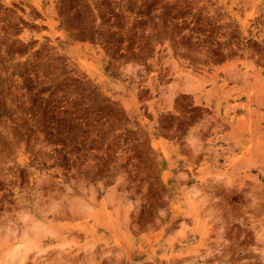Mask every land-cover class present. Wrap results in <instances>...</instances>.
Returning a JSON list of instances; mask_svg holds the SVG:
<instances>
[{
  "label": "rangeland",
  "instance_id": "374dc122",
  "mask_svg": "<svg viewBox=\"0 0 264 264\" xmlns=\"http://www.w3.org/2000/svg\"><path fill=\"white\" fill-rule=\"evenodd\" d=\"M64 16L86 51L106 26L113 87L49 41ZM196 71L172 118L107 103ZM263 230L264 0H0V264H264Z\"/></svg>",
  "mask_w": 264,
  "mask_h": 264
},
{
  "label": "crops",
  "instance_id": "0c3cea01",
  "mask_svg": "<svg viewBox=\"0 0 264 264\" xmlns=\"http://www.w3.org/2000/svg\"><path fill=\"white\" fill-rule=\"evenodd\" d=\"M88 5L90 8L94 9V6L96 4L90 2ZM70 22V18L66 16L60 17L56 22V26L51 31L49 30L51 36L49 41L55 43L59 48L63 50V53L65 55L69 56L71 60H74L76 63L75 66L79 67V69L81 68V65L78 64L79 60H85L86 62L91 63L92 79L88 83L96 87V89L104 87L101 85V83H105L108 89L113 87V81L109 78V74H111L113 71L112 69L107 70L106 72L107 81H99L100 75L104 73L102 70L103 59L104 57L109 59L112 54V51L109 49H100V47L102 48V41L106 40L105 36L102 35L103 27L105 28L106 26L101 25L100 30L102 31H98L97 33H95L98 25L94 24L91 48L86 51V49L83 48L82 43L88 40L83 37L82 28H80V25H72L70 24ZM112 59L113 58L110 59L111 62L113 61ZM208 79L209 78H207L204 71H196L182 78H178V76H171L169 80L162 82L159 80H152L151 82H149L150 78H141V82L146 85L141 86L140 88H136L132 80L126 83L118 82L120 83V85H122V89L128 91L124 92L123 94L118 93L117 95H115V92L108 94L107 103L115 106V98H118L120 101L121 96L124 99L126 98V101L129 103H141V101H143L147 103V106H149V101L152 105H154L155 102L161 100L160 105L166 106V110H168L165 112V116H168V118H172V115L178 111V100L180 98L187 97L192 101V104H197L198 102L202 103V99L204 97L203 91L206 90V88L208 89V92L210 91V88L205 87V83L208 81ZM155 89H158V92H154ZM143 92H146L149 95L151 93L152 94L149 98L144 99L142 98ZM161 92L163 93L162 95ZM168 105L169 107H167ZM108 119H111L109 113ZM150 120L156 121L157 118L155 116ZM164 138L171 140L166 136H164ZM258 231L259 230H254L256 234H258ZM262 232L264 233V230ZM254 236H252V240L258 242V238H254ZM261 237L264 240V235H262Z\"/></svg>",
  "mask_w": 264,
  "mask_h": 264
}]
</instances>
